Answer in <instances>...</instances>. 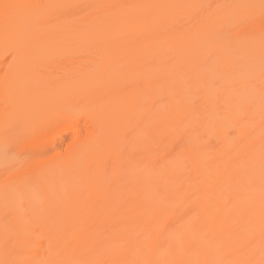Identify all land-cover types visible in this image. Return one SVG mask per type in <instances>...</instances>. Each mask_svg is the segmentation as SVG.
<instances>
[{
    "label": "bare ground",
    "instance_id": "bare-ground-1",
    "mask_svg": "<svg viewBox=\"0 0 264 264\" xmlns=\"http://www.w3.org/2000/svg\"><path fill=\"white\" fill-rule=\"evenodd\" d=\"M261 4L0 0V264H264Z\"/></svg>",
    "mask_w": 264,
    "mask_h": 264
},
{
    "label": "snow or ice",
    "instance_id": "snow-or-ice-1",
    "mask_svg": "<svg viewBox=\"0 0 264 264\" xmlns=\"http://www.w3.org/2000/svg\"><path fill=\"white\" fill-rule=\"evenodd\" d=\"M261 7H262V9H264V0H262V4H261ZM6 153H7V151H8V149L6 148Z\"/></svg>",
    "mask_w": 264,
    "mask_h": 264
}]
</instances>
